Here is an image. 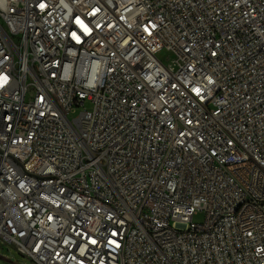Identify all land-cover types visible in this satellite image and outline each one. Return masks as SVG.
Returning a JSON list of instances; mask_svg holds the SVG:
<instances>
[{
    "label": "built area",
    "instance_id": "built-area-1",
    "mask_svg": "<svg viewBox=\"0 0 264 264\" xmlns=\"http://www.w3.org/2000/svg\"><path fill=\"white\" fill-rule=\"evenodd\" d=\"M0 242L264 264V0H0Z\"/></svg>",
    "mask_w": 264,
    "mask_h": 264
},
{
    "label": "rangeland",
    "instance_id": "rangeland-1",
    "mask_svg": "<svg viewBox=\"0 0 264 264\" xmlns=\"http://www.w3.org/2000/svg\"><path fill=\"white\" fill-rule=\"evenodd\" d=\"M88 108L91 107L90 102L86 104ZM205 218L204 212H199L195 215L196 222H202ZM0 264H34L32 260L20 253L14 246L4 245L0 242Z\"/></svg>",
    "mask_w": 264,
    "mask_h": 264
}]
</instances>
